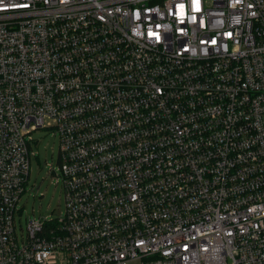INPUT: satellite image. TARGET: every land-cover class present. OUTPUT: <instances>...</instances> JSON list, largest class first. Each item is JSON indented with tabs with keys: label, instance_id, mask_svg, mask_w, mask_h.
I'll return each instance as SVG.
<instances>
[{
	"label": "built area",
	"instance_id": "2783aa9c",
	"mask_svg": "<svg viewBox=\"0 0 264 264\" xmlns=\"http://www.w3.org/2000/svg\"><path fill=\"white\" fill-rule=\"evenodd\" d=\"M0 264H264V0H0Z\"/></svg>",
	"mask_w": 264,
	"mask_h": 264
},
{
	"label": "rangeland",
	"instance_id": "374dc122",
	"mask_svg": "<svg viewBox=\"0 0 264 264\" xmlns=\"http://www.w3.org/2000/svg\"><path fill=\"white\" fill-rule=\"evenodd\" d=\"M39 140L38 158L32 160V171L19 209H21V222L33 218L46 217L58 211L63 205L60 188L56 186V176L49 174V165L54 166L55 174L58 173L59 146L46 131L34 135ZM17 218L19 216L17 215Z\"/></svg>",
	"mask_w": 264,
	"mask_h": 264
}]
</instances>
